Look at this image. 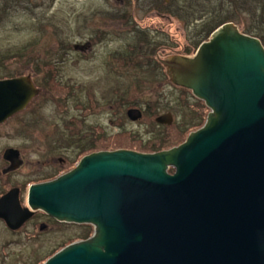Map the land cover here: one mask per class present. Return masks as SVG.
Masks as SVG:
<instances>
[{
  "label": "water",
  "instance_id": "95a60500",
  "mask_svg": "<svg viewBox=\"0 0 264 264\" xmlns=\"http://www.w3.org/2000/svg\"><path fill=\"white\" fill-rule=\"evenodd\" d=\"M159 62L170 83L204 101V124L169 149L85 155L32 184L27 207L17 188L2 195L0 218L11 229L35 210L94 226L42 264H264V47L227 23L194 56ZM39 93L30 75L0 79V124Z\"/></svg>",
  "mask_w": 264,
  "mask_h": 264
},
{
  "label": "rangeland",
  "instance_id": "374dc122",
  "mask_svg": "<svg viewBox=\"0 0 264 264\" xmlns=\"http://www.w3.org/2000/svg\"><path fill=\"white\" fill-rule=\"evenodd\" d=\"M178 1L0 0V75H30L40 89L25 110L0 125V168L5 146L20 150L19 166L9 168L15 173L8 178L0 173V193L20 188L18 200L27 205L35 181L71 170L83 156L79 138L83 117L87 133L117 130L114 141L106 139L104 144L142 153L176 146L199 125L201 117L181 99L159 60L196 47L200 39L196 35L220 20L231 21L239 33L256 36L264 47V0ZM176 2L185 7L196 3V13L212 22L193 25L194 18L179 19ZM83 92L91 93L100 106L84 116L78 107ZM83 97L86 102L88 95ZM127 108L137 116L130 118ZM165 114L171 115L169 124L156 122ZM173 135L177 137L171 140ZM165 138V148L151 149ZM58 157L65 159L64 166ZM52 230L56 233L35 235L29 226L11 237L0 227V263L42 264L62 248L63 228ZM8 237L18 244L2 250Z\"/></svg>",
  "mask_w": 264,
  "mask_h": 264
},
{
  "label": "flooded vegetation",
  "instance_id": "af4514ba",
  "mask_svg": "<svg viewBox=\"0 0 264 264\" xmlns=\"http://www.w3.org/2000/svg\"><path fill=\"white\" fill-rule=\"evenodd\" d=\"M178 2L180 4L182 3L181 0H179ZM178 2H176V4ZM202 2L203 1H201L200 4H202ZM179 3L177 4L178 6L175 7L176 12L178 13V15L177 14L176 15L178 16L179 19H181L182 17H185V16L188 17V20H191V19L194 18V20L192 22L193 25H194V22L195 23L197 22V23H199L201 25H205L206 26V22L207 21L211 20V22H212V18L208 19L207 17H204V15H200V14L196 13V10H197V6H195L196 3L189 4L186 7L183 6V5H180ZM206 14L210 15V16H213L212 13L209 12V11ZM227 23H231V21H228V20H223L222 21V20H220L218 25H216L215 27H212V24L210 26H208V27H205V29L202 30V32L200 31L196 35L197 38L200 37L199 44L196 47H193L192 49L186 50L185 52L179 53V54H183L184 55V53H186V54H189V56H194V54L197 52V49H198L199 45L202 42L206 41L210 37V35L212 34V32L214 30H216L220 26H222L224 24H227ZM242 34H245V33H242ZM245 35H250L252 37V35L248 34V33H246ZM179 54H177V55H179ZM173 86L178 88L179 91L181 92V99H183L184 101H187L188 104L191 103L190 109L194 113V115L197 116V117H201L199 125L194 127L195 129H198L199 127H201L204 124L206 116H207V113H208V108L206 107L204 101L200 100L197 96H195L192 93L191 90H189V89H187L185 87L176 86V85H173ZM85 94L88 95V99H87L86 102H85L86 97H83V95H85ZM109 95L111 96L112 100H113V98H115V94H114V96H113V94L112 95L109 94ZM78 101H79L78 107L82 111V116H84L87 113L90 114L92 110H96V109L100 108L98 100H96L92 96L91 93L83 92V94H81V96L78 97ZM107 101H109V99H107ZM109 106L112 107V105H110V104H109ZM181 106L184 107V105H181ZM128 109L129 108L126 109V114L127 115H128ZM138 110H140L141 111V115L144 116L145 111H143V109L140 108V107L138 108ZM114 111H115V109H114ZM183 111L184 110L182 109L181 113H183ZM114 115H115V113H114ZM7 121H5V122H7ZM84 122H85V119L83 117V118L80 119V122H79L80 126H81V129H80L81 130V135H80L79 138L81 139L80 142H81V145H82L81 146V150H82L81 154L83 155L82 157H84L85 155H88V153L91 154V153L99 152V151H110V150H112L114 148V147L108 146L107 144H104V142H106L105 141L106 139H109L108 141H114V139L117 136L116 128H115L116 131L113 132V134L109 130H108V132L107 131L103 132L101 130L94 131V129L87 133L88 130L85 128ZM1 125H3V124H1ZM195 129H193V130H195ZM193 130H191V131H193ZM100 146H105L106 148H110V150H107V149L101 150ZM6 149H12L13 153H11L9 155V157H7L5 159L4 158V152H5ZM115 149H123V148H116L115 147L114 150ZM133 149H135V148H133ZM133 149H130V150H133ZM137 150H140V149H137ZM14 151H16V152H14ZM134 151H136V149ZM153 152H156V151H153ZM17 153H20V150L18 148H16L15 146L14 147L13 146H5L3 148L1 157H2L4 162H3V167L0 168V173H2L5 178H8L9 175L15 173V172H13L14 170H10L9 168H11V165H12L11 159L12 158L13 159L16 158V154ZM81 154H79V155H81ZM50 159H47V161L50 162ZM57 161L59 162V164H61V166H64L65 159L63 157H58ZM51 166H54V165L52 164ZM58 174H56L55 176L52 175L51 177L44 178L42 180H38V181H35V182L42 183V182L50 181V180L58 177ZM13 188H17V187H11L9 189H13ZM18 191H19V195H20L21 189L19 188ZM5 193H6V191L1 192L0 193V197L2 195H4ZM20 204H21L22 207H27V205H28V204L26 205V203H22L21 201H20ZM29 226L31 227L32 230L35 231V233H36L35 235L41 234L43 232H49V234H55L56 232L54 230H52L53 228H56V227L63 228V232H61V235L59 237V240H60L59 241L60 242L59 246H61V247H65V246H67V245H69L71 243H74V242L85 241V240L89 239L94 234V226L92 224H89V223L59 222L56 219L52 218L51 216L45 214L43 211H40V210L32 211V215L17 229L9 228L6 225L5 221L0 218V227L4 230L5 233H7L8 236H11V237H13L15 235H18L19 232H21L22 230H25ZM9 238L10 237H8L7 239L4 240V243L2 245V250H4L5 247H8V246H10L12 244H18V240L17 239H14V238H10L9 239Z\"/></svg>",
  "mask_w": 264,
  "mask_h": 264
},
{
  "label": "trees",
  "instance_id": "16d2710c",
  "mask_svg": "<svg viewBox=\"0 0 264 264\" xmlns=\"http://www.w3.org/2000/svg\"><path fill=\"white\" fill-rule=\"evenodd\" d=\"M129 48H131L132 50H134V49H136L134 46H130ZM132 52H135V51H132ZM16 75H19L18 73H15V74H7V75H0V79H3V78H9V77H12V76H16ZM176 137L177 136H175V135H173V137H171V140L172 139H176ZM161 141V140H160ZM164 141V142H163ZM163 141H161V143L160 144H153V146H152V148L151 149H156V148H165L166 147V142H167V140H166V138L163 140ZM158 148V149H159Z\"/></svg>",
  "mask_w": 264,
  "mask_h": 264
},
{
  "label": "bare ground",
  "instance_id": "6f19581e",
  "mask_svg": "<svg viewBox=\"0 0 264 264\" xmlns=\"http://www.w3.org/2000/svg\"><path fill=\"white\" fill-rule=\"evenodd\" d=\"M191 132V131H190Z\"/></svg>",
  "mask_w": 264,
  "mask_h": 264
}]
</instances>
